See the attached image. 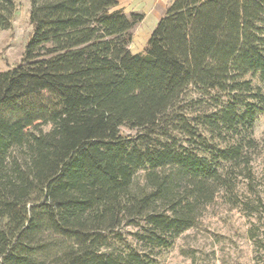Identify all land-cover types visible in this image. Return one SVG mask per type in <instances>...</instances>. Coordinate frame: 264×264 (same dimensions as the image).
I'll return each mask as SVG.
<instances>
[{
	"label": "trees",
	"instance_id": "trees-1",
	"mask_svg": "<svg viewBox=\"0 0 264 264\" xmlns=\"http://www.w3.org/2000/svg\"><path fill=\"white\" fill-rule=\"evenodd\" d=\"M119 1L32 0L0 72V264H158L251 167L264 0H175L139 54ZM17 11L0 0V32ZM124 227L142 249L110 252Z\"/></svg>",
	"mask_w": 264,
	"mask_h": 264
},
{
	"label": "rangeland",
	"instance_id": "rangeland-1",
	"mask_svg": "<svg viewBox=\"0 0 264 264\" xmlns=\"http://www.w3.org/2000/svg\"><path fill=\"white\" fill-rule=\"evenodd\" d=\"M16 2L18 11L12 30L0 32V72L12 70L22 62L32 36L29 20L32 0ZM117 9L126 13L120 4ZM142 22L133 32L130 45L133 52L141 48L139 53H142L149 41L142 45L144 39L140 32L143 29H139ZM253 81L259 85L257 79ZM197 97L194 91L189 92L183 109L192 98ZM211 105L208 104V107ZM43 129L48 131L50 126ZM122 132L126 136L137 133L128 128H123ZM253 137L257 149L250 151V169L237 168L231 175L235 191L229 193L222 190L202 212L196 226L177 239L171 248L151 251L152 258L158 264H264V113L258 116ZM143 176L144 172H141L138 180L142 182ZM134 232L135 229L131 227L122 228L120 233L125 242L116 241L109 251H127L131 247L142 249L134 241Z\"/></svg>",
	"mask_w": 264,
	"mask_h": 264
},
{
	"label": "crops",
	"instance_id": "crops-1",
	"mask_svg": "<svg viewBox=\"0 0 264 264\" xmlns=\"http://www.w3.org/2000/svg\"><path fill=\"white\" fill-rule=\"evenodd\" d=\"M174 1L175 0H120L118 4L122 5V8H124L128 14L140 13L144 15V20L139 29L140 31L143 29L140 34L141 38L144 39L142 45L145 46L159 21L164 17ZM140 49L135 52L131 49L130 51L132 54H139L141 51Z\"/></svg>",
	"mask_w": 264,
	"mask_h": 264
}]
</instances>
